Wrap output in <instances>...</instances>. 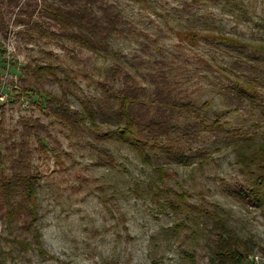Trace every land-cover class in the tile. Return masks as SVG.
I'll list each match as a JSON object with an SVG mask.
<instances>
[{
    "label": "rangeland",
    "instance_id": "obj_1",
    "mask_svg": "<svg viewBox=\"0 0 264 264\" xmlns=\"http://www.w3.org/2000/svg\"><path fill=\"white\" fill-rule=\"evenodd\" d=\"M107 1L127 24L108 51L35 27L21 32L6 16L0 170L9 174L5 139L17 141L21 120L36 118L43 138L31 135L29 146L41 249L20 220L0 217L1 263L219 264L212 253L218 219L241 240V264H264V170L251 160L264 144V0H184V7L181 0ZM204 17L211 29L191 41L179 35ZM152 56L172 62L165 87L198 116L180 106L169 137L144 144L134 132L120 140L106 133L114 125L102 124L101 83L118 88L108 69L120 64L150 95L144 69ZM27 63L51 64L60 79L29 87ZM85 102L97 107L93 120L72 126L62 118ZM104 153L112 163L102 164Z\"/></svg>",
    "mask_w": 264,
    "mask_h": 264
},
{
    "label": "trees",
    "instance_id": "obj_2",
    "mask_svg": "<svg viewBox=\"0 0 264 264\" xmlns=\"http://www.w3.org/2000/svg\"><path fill=\"white\" fill-rule=\"evenodd\" d=\"M181 4L182 7L186 6L184 0H181ZM187 5L189 6L188 2ZM37 13L42 15L43 19L35 21L33 18ZM6 16L11 19L13 25L25 28L21 32L27 33L30 28L35 27L40 35L59 36L91 50L100 51H108L110 39L123 29H127L121 11L114 3L107 0H0V32L3 35H7L9 31ZM211 28L212 23H208L207 18L204 17L201 24H188L179 35L191 41L198 32ZM221 37L226 43L235 42L228 37ZM152 57V60L146 64L149 68L144 69L146 79L152 85L150 95H145V86L136 82L133 72L120 64L110 65L108 69L113 78L120 79V86L108 89L104 84L105 81L101 83L102 88L107 92V96L102 100V110L100 109L102 124L108 121L114 125L108 126L106 133L120 140L135 133L140 137L137 141H142L144 144L169 137L170 131L176 127L175 115L180 106L185 108L187 113L193 112L198 116L196 111L190 107L186 108L175 98L170 87H165L169 83L167 71L171 68L172 62ZM25 67L32 77V80L26 81L29 87L37 88L43 81L60 79L59 71L57 72L56 67L51 64L27 63ZM62 78L66 81L70 79L67 73H63ZM45 92L52 98L56 97L63 105V98ZM97 114V107L85 102L82 110L73 109L70 112L65 110L61 116L73 126L86 119L93 120ZM211 126L215 130L220 129L217 120H213ZM42 131L43 125L36 118H23L19 139L17 141L5 139L4 151L9 174H4L0 170V217L20 220L22 227L33 233L34 240L39 244L38 247L40 235L35 226L38 220L35 185L37 175L31 168L29 139L31 135L43 138ZM38 143L43 146L41 142ZM251 154L254 164L264 170V144L258 145ZM247 157L249 156L242 155L243 160ZM112 160L111 155L103 154L102 164L112 163ZM156 170L158 174L163 172L160 166ZM169 203L176 207L173 200ZM214 229L217 236L212 250L214 259L219 264H241L243 260L241 240L221 220H214ZM0 264H2L1 260Z\"/></svg>",
    "mask_w": 264,
    "mask_h": 264
},
{
    "label": "built area",
    "instance_id": "obj_3",
    "mask_svg": "<svg viewBox=\"0 0 264 264\" xmlns=\"http://www.w3.org/2000/svg\"><path fill=\"white\" fill-rule=\"evenodd\" d=\"M0 99H1V97H0Z\"/></svg>",
    "mask_w": 264,
    "mask_h": 264
}]
</instances>
